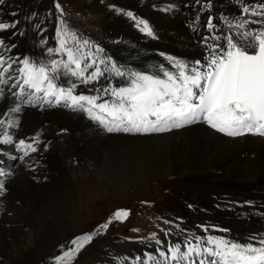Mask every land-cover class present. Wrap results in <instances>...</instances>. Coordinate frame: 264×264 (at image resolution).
Here are the masks:
<instances>
[{"label":"bare ground","instance_id":"1","mask_svg":"<svg viewBox=\"0 0 264 264\" xmlns=\"http://www.w3.org/2000/svg\"><path fill=\"white\" fill-rule=\"evenodd\" d=\"M106 1L149 21L156 34V39L141 33L134 26V21H130L126 18L127 16L115 11H112L113 14L106 11V16H112L115 13L118 15L112 16L113 23L108 29L112 39L103 41V45L115 57L113 60L118 64L148 72L154 70L153 66L158 67L160 64L175 71L160 53L173 56L189 64L197 60L203 63L207 50L202 37L211 35L204 26V21L209 17L208 11L212 13L210 16L216 18L214 23L224 32L228 29L224 27L219 17L223 15L232 20L240 13L237 0H210L212 5L210 9L203 8L209 0H201V3H204L200 6L193 4L195 0L191 2L190 0ZM254 1L245 0V3L251 4L255 3ZM18 4L15 15L5 11L3 4H0V20L19 22L15 29L2 32L0 38H3L8 45H16L12 48L11 57L13 59L29 57L33 60H47L49 57L46 55V48L51 47V44L49 42L43 46L40 44L42 38L48 40L47 31L45 26L38 23L41 13L32 12L45 9L46 0H20ZM197 15L200 16L199 21L195 19ZM252 19L257 18L252 17ZM36 25H39V28ZM26 26L32 30L31 35H26ZM194 27L196 31H193ZM251 27H257V25H251ZM13 32L16 34L13 35ZM21 32L23 35H20ZM29 37L31 41L27 43L26 38ZM212 42L209 41V43ZM103 49L105 55L111 56L105 48ZM0 54L4 55L2 51ZM54 58L58 59V57ZM13 77L15 82L16 76L13 75ZM106 83L102 80L100 85L103 86ZM114 83L122 82L116 80ZM90 86L93 85L90 84ZM0 87H4L5 92L9 88L7 85ZM12 106H14L13 99L5 93L4 98L0 99V118L7 120L8 117L2 114ZM16 115L19 116V127L9 128L8 131L9 134L14 133L19 136L20 140L25 137L29 143H32V137L31 135L28 137L29 134L36 131L44 121L50 123L46 132L52 131V134L50 138L46 136L40 140L38 145L34 144L38 150L33 158L21 160L19 151L15 149L13 152L9 149L10 153L5 163H8L10 178L14 174L17 175L14 180L12 179L10 189L7 188L8 194L4 195L0 192V241L3 246H6L9 238L15 240V234L19 232L17 228H20V225H17L18 222H22L24 226L29 223L36 225L31 219L27 221L26 215L22 212L25 210H21V207L14 203L18 199L22 204L27 198L36 211L42 208L38 214L45 217L40 225H36L39 231L36 232V248L45 249L61 241L66 228L64 218L69 211L68 202L62 192H53V190H63L65 183H68L76 173L82 174L91 170L90 172L95 174L98 180L101 177L106 178L114 190L122 191L139 182L152 180L153 177L170 176L176 168L186 167L185 169L198 170L209 168V165L213 167L209 164L212 158L217 160V162L214 160L213 164H218L214 167L217 166L218 169L222 167L221 170L225 176L224 179L217 178L215 181L221 184L231 181L234 185L252 191L246 194L249 198L247 204L241 208L235 206V217L225 224L231 230L228 227L230 232L226 231L228 234L223 237L227 239L236 237L239 239L238 242L242 243V240H248L247 238L252 236L258 237L259 234L264 233V137L251 135L228 137L217 133L204 123H196L178 130L154 132L156 133L154 135L108 134L102 128L77 115L76 112L63 107L47 105L43 108L27 106L23 108L22 113ZM61 129H65L68 134H58ZM2 132L3 129L0 128V135ZM68 140H71V145L64 147ZM50 141L59 143L51 150L48 145L53 143ZM74 153L81 157L83 165L79 164L78 171H75L67 164L66 171H64L62 165L64 167ZM13 156L17 159H12ZM44 178L47 181L42 182ZM50 181L58 188L50 187ZM10 220H13L12 223ZM56 221H58V226H55ZM3 223H7L10 230L2 228ZM234 228H239L240 232L234 233ZM230 234L233 236H229ZM156 249L151 250L158 257ZM15 252L14 256L11 251H7L8 264H32L36 256L35 249L30 246ZM132 264H135V261Z\"/></svg>","mask_w":264,"mask_h":264},{"label":"snow or ice","instance_id":"2","mask_svg":"<svg viewBox=\"0 0 264 264\" xmlns=\"http://www.w3.org/2000/svg\"><path fill=\"white\" fill-rule=\"evenodd\" d=\"M195 2L200 4L201 0ZM3 3L4 0H0V4ZM237 3L240 5L238 17L233 20L223 15L219 17L227 32L214 23L215 17L209 16L204 21L211 35L202 37L207 50L203 63L197 60L189 64L160 53L175 71L163 64L153 66L151 72L118 64L104 54L103 48L82 39L66 26L63 19L58 18L57 46L46 48L47 60L37 61L29 57L13 59L0 54V86L13 80V75H9L13 64L18 62L20 65L15 70L18 74L15 82L9 89H19L12 92L14 106L2 114L8 117L7 120L0 118V128L3 129L0 144H14L8 129L19 127V116L16 114L22 113L24 107L43 108L45 105L84 112L109 133L163 132L204 123L228 137H264V0L251 4L237 0ZM110 7L134 21V26L141 33L157 38L148 20L131 11ZM211 7L210 0L203 5L204 9ZM55 8L62 17L61 5L55 3ZM195 19L199 21L200 16ZM18 23L0 20V32L15 29ZM36 27L39 28V25ZM193 31H196L195 27ZM210 40L213 42L209 43ZM40 44L46 45L47 40H41ZM15 47V44L8 45L0 38V50L11 51ZM102 80L107 83L96 87ZM116 80L122 83H114ZM79 84H92L96 95L76 94ZM4 95V87H0V99ZM102 97L110 99L98 102ZM40 142L37 134L32 143H26L24 139L15 143L16 151H23L19 159L29 155V150L36 152L38 149L33 145ZM11 158L17 159L15 156ZM5 175L4 169L0 168V177ZM3 189L4 184L0 182V191ZM129 214L127 209H118L98 227L95 234L107 230L114 221L123 222ZM203 231L207 233L208 228L204 227ZM93 238V234H85L73 239L70 243L74 247L56 256V264H71ZM152 239H155V234ZM249 239L255 243L193 234L181 243H170L167 251L157 248L159 258L152 253H145L143 259L137 256L135 264H264V233ZM156 243L162 245L163 242L156 240Z\"/></svg>","mask_w":264,"mask_h":264},{"label":"rangeland","instance_id":"3","mask_svg":"<svg viewBox=\"0 0 264 264\" xmlns=\"http://www.w3.org/2000/svg\"><path fill=\"white\" fill-rule=\"evenodd\" d=\"M19 1L20 0H4L3 7L9 8L11 12L13 11V13H15L18 9ZM191 1L192 0H190V2ZM249 1L251 2V0ZM54 2L61 5L64 17H61V15L55 11ZM254 2H257V0ZM202 3L200 2V4ZM193 4L198 6L196 2ZM110 6L113 5L106 0H46L45 9L38 11L34 10L32 12H37L38 14L41 13L38 23L45 26L48 36L47 42L53 47L57 46L55 37L59 19H63L66 26L75 31L82 39H88L93 43L94 40L99 41L97 45L105 48L112 56V59H115V57L103 45L104 40L112 39L110 38L108 29L113 23L112 16L115 17L118 15L117 13L112 16L105 15L106 11L113 14L114 10ZM118 7L123 9L121 6ZM208 13L209 16L212 14L210 11H208ZM233 18L235 19L236 17ZM1 33L2 32H0V35ZM31 34L32 30H29L26 26V35ZM42 40L46 39L42 38ZM30 41V37L26 38L27 43ZM4 52H7L6 54L8 57H10L9 53L12 54V50ZM17 66L18 64H13V72L18 68ZM63 82L66 83V81ZM100 86L102 85H96V87ZM92 89L93 86L91 87L90 84L87 86L79 84L76 89V94L96 95ZM9 94L11 93L7 92V95ZM103 98L110 99L109 97ZM76 114L80 115L83 119L85 118L86 121H91L95 126H100L97 122L89 119L86 113L76 112ZM48 127H50V123L44 121L36 131L27 136L30 137L31 135L33 138L38 133L40 137L39 140H43L46 136H49L50 138L52 131L46 132V128ZM65 133L68 134L65 129L58 131V134ZM137 134L141 136L147 135ZM15 136L18 137L17 135ZM25 141L26 143H29L27 140ZM70 141L68 140L64 144V147H69L71 145ZM51 143L53 144L48 145V147L53 149L59 142L52 141ZM2 149L4 150V147L3 145H0V168H5L4 171L6 172V175L0 177V181L4 184V189L0 192L7 195V188L10 189V185L17 174H14L13 177L10 178L11 174L7 168L8 163H5L7 162V155L10 153V150L8 149L5 153H2ZM30 152L31 151H29V155L24 156V158L29 159L35 157V152ZM214 160L217 162L216 159L212 158V161H210L211 163H209L212 164L213 167L209 165V168L207 167L198 170L185 169L186 167H180V169L176 168L173 171L174 173L172 172L170 176H163L164 178L153 177L152 180L149 179L148 181L145 180L139 182L132 187L122 189V191L114 190L106 178L101 177L98 180L95 177V174L90 172L91 170L82 174L76 173L68 183H65L66 185H64L63 190H53V192H62L65 198L67 197L69 211L64 218L66 228L63 233V238L55 245H50L45 249H37L35 244L36 232H39L36 225H40L43 222L42 219H45L43 215L38 214L42 211V208H39L36 211L28 198L22 204L21 200L17 199L14 203L21 207V210H25L22 212L26 215L25 217L27 221L31 219L36 225H30L29 223L24 226L22 222H18L17 225H20V228H17L19 232L15 234V240L9 238V240L6 241V246H3L0 241V264H8L7 251H11L15 256L16 250L25 249L26 246H30L36 251V256L34 257L32 264H56V256L62 255L63 251L70 247H74V245H71L70 243L73 239L85 234H93L94 229H97L100 225L106 223L118 209H127L130 211L127 219L123 222L114 221L109 225L107 230L101 231L98 235H93V240L80 250L75 256V259L71 261V264H104L103 262L106 256L113 257L120 255L129 257V254L133 251L131 253L132 260H123L125 264H132L133 261H135V258L139 256L137 254L138 250L136 249H139L141 246L142 249H145L146 246H153L157 244L156 240H160V235L157 234L158 228H160L164 222L163 215L169 219L170 216L173 218L179 217L176 221L180 222L181 228L184 229L185 225L193 226L194 223V226L192 227L193 231L197 230L198 226L196 223L199 222L204 224L208 222V224H211L215 229H224L226 227V229H228L229 226H226L225 224H227L231 218L233 219L235 217V206L241 208L247 204L249 198H247L248 195L246 194H249L250 192L252 193V191L243 188L242 186L234 185L231 181H227L223 184L219 181H215L217 178L224 179L225 176L221 170L222 167H219V169L216 168L217 166L214 167V165H218L213 164ZM83 163L81 157L77 153H74L69 157L64 167L62 165V168L66 171L68 164L69 167L78 171V165H83ZM63 180L65 181V178ZM45 181H47V179L44 178L42 182ZM50 183V187L58 188L52 181H50ZM226 196L228 200H230V206L222 203V198ZM19 215L21 214L19 213ZM12 221L13 220H10L11 223ZM55 223V226H58V221ZM5 224L3 223L1 227L10 230L8 224ZM134 229H136V231H134ZM174 231L175 230H171L169 236H182L181 230ZM233 231L234 233H239L240 229L234 228ZM153 232H157L155 234V239H150L154 234ZM220 232L222 233L223 231ZM215 233H218V230H216ZM194 234L197 233L194 232ZM229 236H233V234H230ZM101 260L102 262L99 263Z\"/></svg>","mask_w":264,"mask_h":264}]
</instances>
